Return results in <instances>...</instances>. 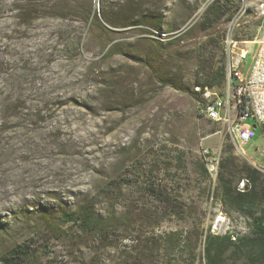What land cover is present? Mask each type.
I'll use <instances>...</instances> for the list:
<instances>
[{"label":"rangeland","instance_id":"obj_1","mask_svg":"<svg viewBox=\"0 0 264 264\" xmlns=\"http://www.w3.org/2000/svg\"><path fill=\"white\" fill-rule=\"evenodd\" d=\"M211 2L0 0V256L26 243L23 264H120L137 236L158 263L202 264L205 234L247 232L249 219L220 202L219 177L240 186L246 165L264 181V136L240 155L224 126L197 116L191 93L201 46L229 26L236 40L255 36L264 0H234L229 19L204 30ZM147 11L161 29L142 21ZM110 45L117 53L104 56ZM148 181L181 211L145 194ZM81 204L117 220L108 238L64 221Z\"/></svg>","mask_w":264,"mask_h":264},{"label":"trees","instance_id":"obj_2","mask_svg":"<svg viewBox=\"0 0 264 264\" xmlns=\"http://www.w3.org/2000/svg\"><path fill=\"white\" fill-rule=\"evenodd\" d=\"M233 7H235L234 0H212L201 17V28L207 30L222 21L228 20L230 16L228 11ZM146 13L147 14L144 15L145 19L142 21H150L154 29H161L162 16L155 11H147ZM106 23L114 27L117 25L108 18ZM126 23L127 24H124L125 26L132 25L130 22ZM182 37L183 35L179 37V40L182 39ZM224 37L225 32H223L218 39L209 38L207 42L201 46L204 50L198 59L199 64H201V69L197 72L200 75L197 76L194 81L195 86L207 88L221 87L225 74ZM247 37V40H252L254 35H249ZM115 49V45H110L103 50V55H114L117 53ZM218 51L219 59L216 65L214 59L217 58ZM205 53L209 56H204ZM191 94L193 100H195V92L192 91ZM208 122L215 124L211 121ZM222 145L223 152H228L231 148V145L227 142H223ZM182 157V152H177L174 159L176 162L180 163L182 162ZM229 162H231V158L229 156H224L223 160L219 162L220 169H227V164ZM199 165L200 171L206 174L207 171L205 167L202 164ZM242 168V172H246V182L249 188L245 190L244 188H240L237 183L233 185L231 179L223 178L222 174H220L219 185L221 190L219 200L222 205L238 211L249 219L246 222L248 226L247 232H225L221 235L205 234L200 254L201 260L203 259L204 261L202 264H228L226 262L228 258L235 259L238 257H243L248 264H264V208L259 209L258 213L255 212V205L264 202V184L259 180V174L256 169L249 168L246 165H242ZM107 186H109V184H107ZM141 189L145 194L151 195L160 203L169 206L173 212L179 213L181 211L182 202H178L169 197L168 188L165 184L148 181ZM255 189L257 190L256 192ZM64 221L76 226L87 235H95L101 239H106L117 220L113 222L111 217L108 218L95 215L92 204H81L76 210L67 212ZM120 225H123V223H120ZM134 237H136V239L134 238L132 244L122 251L123 254L121 255L120 264H162L156 262L153 258L155 249L153 250L154 246L152 244L154 243H152V241L140 242V240H137V236ZM196 244V242L185 244V247H189L188 255L191 256V260H194ZM185 250L186 248H181V251ZM27 255L28 246L26 243L15 245L0 256V264H23V260L26 259Z\"/></svg>","mask_w":264,"mask_h":264},{"label":"built area","instance_id":"obj_3","mask_svg":"<svg viewBox=\"0 0 264 264\" xmlns=\"http://www.w3.org/2000/svg\"><path fill=\"white\" fill-rule=\"evenodd\" d=\"M260 16L263 21L252 40H236L234 27L229 26L223 40L227 63L221 87L193 89L197 116L224 126L240 155L256 136L253 125L264 129V3ZM244 183L241 180L239 187Z\"/></svg>","mask_w":264,"mask_h":264},{"label":"crops","instance_id":"obj_4","mask_svg":"<svg viewBox=\"0 0 264 264\" xmlns=\"http://www.w3.org/2000/svg\"><path fill=\"white\" fill-rule=\"evenodd\" d=\"M255 129H256V136H257V134H258V130L260 131V133H262L263 134V136H264V129H262L261 127H259V126H256L255 127ZM255 136V137H256ZM254 137V138H255ZM253 138V139H254ZM252 139V140H253ZM251 140V141H252ZM263 141H264V137H263ZM257 151V148H255V152ZM263 150H261L260 152H262ZM255 169V168H254ZM241 180H246V178H243V179H241ZM259 180H261L260 179V177H259ZM262 181V180H261ZM240 182V181H239ZM264 181H262V183H263ZM243 188L245 189V190H247L248 188H249V186L247 185V182L246 183H244V186H243ZM257 190L255 189V192H256ZM258 193V192H257ZM262 208H264V202H262V203H259V204H256L255 205V212L256 213H258V211H259V209H262Z\"/></svg>","mask_w":264,"mask_h":264},{"label":"bare ground","instance_id":"obj_5","mask_svg":"<svg viewBox=\"0 0 264 264\" xmlns=\"http://www.w3.org/2000/svg\"><path fill=\"white\" fill-rule=\"evenodd\" d=\"M218 221H224V219H217V222H218Z\"/></svg>","mask_w":264,"mask_h":264},{"label":"water","instance_id":"obj_6","mask_svg":"<svg viewBox=\"0 0 264 264\" xmlns=\"http://www.w3.org/2000/svg\"><path fill=\"white\" fill-rule=\"evenodd\" d=\"M253 127L255 128V125H253Z\"/></svg>","mask_w":264,"mask_h":264}]
</instances>
